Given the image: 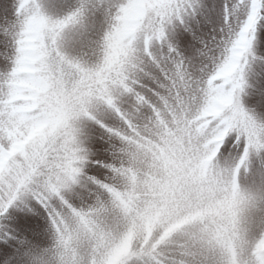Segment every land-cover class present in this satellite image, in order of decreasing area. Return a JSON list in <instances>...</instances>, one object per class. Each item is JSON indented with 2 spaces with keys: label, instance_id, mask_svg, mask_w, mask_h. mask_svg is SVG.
<instances>
[{
  "label": "snow or ice",
  "instance_id": "1",
  "mask_svg": "<svg viewBox=\"0 0 264 264\" xmlns=\"http://www.w3.org/2000/svg\"><path fill=\"white\" fill-rule=\"evenodd\" d=\"M0 264H264V0H0Z\"/></svg>",
  "mask_w": 264,
  "mask_h": 264
},
{
  "label": "clouds",
  "instance_id": "2",
  "mask_svg": "<svg viewBox=\"0 0 264 264\" xmlns=\"http://www.w3.org/2000/svg\"><path fill=\"white\" fill-rule=\"evenodd\" d=\"M128 23L129 24L135 23V17L134 16L130 17ZM108 42H109L110 46H112L114 49L118 48L119 44L122 42L121 34L115 28L112 29L111 36H110ZM230 55H231V52L229 50H226V51L219 53L217 56V59L219 60L220 64L214 70L218 71V70H220L221 67H225L228 60H229ZM102 58H103V56L101 55L99 57V59L102 60ZM209 79H211L210 76H209ZM221 86H224L225 88L227 87L225 85L223 78H220L219 80L212 81L210 84L206 81L205 82L206 95L203 97V103H205V104L209 103L210 98L216 94L217 90L221 89ZM21 102L26 103L27 97H21ZM212 123H213L212 120L208 121L209 127L212 126ZM208 180L210 182L214 180V177L211 176V173L209 174ZM114 182L117 184H122V180H120L119 178H114Z\"/></svg>",
  "mask_w": 264,
  "mask_h": 264
}]
</instances>
